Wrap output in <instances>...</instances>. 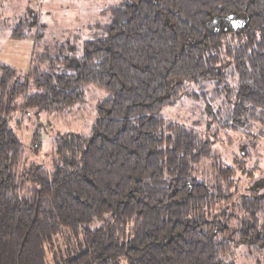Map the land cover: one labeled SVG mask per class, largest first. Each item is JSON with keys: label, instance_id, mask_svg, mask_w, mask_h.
Returning a JSON list of instances; mask_svg holds the SVG:
<instances>
[{"label": "trees", "instance_id": "obj_1", "mask_svg": "<svg viewBox=\"0 0 264 264\" xmlns=\"http://www.w3.org/2000/svg\"><path fill=\"white\" fill-rule=\"evenodd\" d=\"M106 13L103 37L86 39L81 56L68 40L33 58L32 93L20 69L0 63V264H51L60 235L79 237L81 250L55 264H229L235 247L264 251V195L242 194L241 217L214 212L229 200L235 169L214 140L160 113L183 82L211 79L210 100L230 105L224 127L264 124V0H121ZM230 16L244 23L210 29ZM38 25L46 28L27 13L12 37L38 46L45 33L28 32ZM227 57L236 82L226 79ZM90 83L110 94L91 130L55 138L51 167L27 165L13 113L70 111ZM32 138L37 154L41 129ZM208 158L216 173L207 181L194 172Z\"/></svg>", "mask_w": 264, "mask_h": 264}, {"label": "rangeland", "instance_id": "obj_2", "mask_svg": "<svg viewBox=\"0 0 264 264\" xmlns=\"http://www.w3.org/2000/svg\"><path fill=\"white\" fill-rule=\"evenodd\" d=\"M120 2L121 0H0V63L20 69L23 72L22 80L27 83V94L32 93L35 86L32 76L28 74L32 55L35 58L46 49L53 55L60 47L69 45V40L76 44V54L81 56L86 39L103 37L104 24L109 22L106 9ZM27 13L38 14L39 22L46 26L44 31L39 25L33 30H28L30 34H36V37L45 33L38 46L35 38L27 37L32 39L27 40L31 43L30 48L20 45L19 41L11 40L8 36L14 24ZM243 23L244 19L238 16L215 18L210 29L239 28ZM232 37L228 35V38L235 42L237 39ZM32 50L34 54H29ZM223 69L227 81L236 82L233 75L234 65L230 58ZM183 83L184 88L177 99L172 104L163 106L160 113L169 121H177L195 128L203 136L215 141L213 147L220 160L235 169L236 183L228 193L229 200L223 201L214 212L226 208L228 212L241 217L244 215L239 209L242 194L255 191L256 195H264V124L253 122L251 127L239 130L224 127L230 105L227 104L226 107V103L221 104L214 98L215 102L210 100L215 96V81L210 79ZM109 96L105 89L90 83L85 86L83 101L76 103L70 111L39 113L35 108H23L13 113L12 126L27 145L26 164L39 163L51 167L55 161L54 139L66 133L87 134L95 122L97 107ZM21 99L22 97L18 101ZM209 103L212 105L209 106ZM36 128L42 131V147L37 154L31 147L32 133ZM215 173L213 160L210 158L195 165L194 175L199 179L213 180ZM233 223H237V218ZM55 241L49 248L51 264H55L57 255L75 254L81 250L79 237L60 235ZM54 251L58 254L55 255ZM226 261L229 264H264V251H251L241 245L226 256Z\"/></svg>", "mask_w": 264, "mask_h": 264}, {"label": "crops", "instance_id": "obj_3", "mask_svg": "<svg viewBox=\"0 0 264 264\" xmlns=\"http://www.w3.org/2000/svg\"><path fill=\"white\" fill-rule=\"evenodd\" d=\"M14 26H15V24H14ZM12 30H13V28L9 31V33H8V36H9V39H11V40H15V41H19L18 43H21L20 45H23V46H26V47H28V48H30L31 47V43H29V42H27V40H29V39H31V38H19V39H16V38H13L12 37ZM32 40V39H31ZM13 42V41H12ZM33 45H34V42H33ZM31 53H33V50L32 51H30L29 52V54H31ZM34 54V53H33ZM33 58H34V56L32 55V60H33ZM32 62L30 61V64H31Z\"/></svg>", "mask_w": 264, "mask_h": 264}]
</instances>
